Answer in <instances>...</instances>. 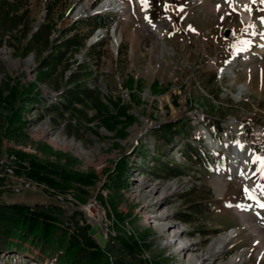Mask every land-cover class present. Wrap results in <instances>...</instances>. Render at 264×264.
Listing matches in <instances>:
<instances>
[{
	"label": "rangeland",
	"instance_id": "1",
	"mask_svg": "<svg viewBox=\"0 0 264 264\" xmlns=\"http://www.w3.org/2000/svg\"><path fill=\"white\" fill-rule=\"evenodd\" d=\"M44 1L17 6L24 36L22 25L1 36L0 161L10 156L14 173L38 188L0 191V202L12 197L51 207L59 229L79 239L84 231L105 253L102 261L114 264H264L262 248L243 221L247 208L264 243V209L245 192L264 188V171L256 164L264 158V44L251 40L264 35V0H250L254 28L234 0H224L223 9L214 6L217 0H123L130 10L109 11L117 17L116 44L114 34L113 41L112 32L103 31L94 39L102 43L99 58L85 56V41L40 69L58 31L102 0H63L48 17ZM45 25L51 42L24 48L30 32ZM82 64L86 76L79 83L92 91L90 98L47 111L61 102L70 73ZM26 95L39 100L26 104ZM167 121L184 128L172 142L155 134ZM207 135L217 143L212 149L221 153L224 170L183 162L180 149L198 137L205 148ZM234 146L239 153L233 162L228 150ZM153 157L184 163L186 174L154 177ZM247 157L256 162L242 166L248 179H238L239 161ZM122 164L126 185L117 191L111 181ZM215 179L225 186L216 190ZM182 213L196 217L194 222L182 221ZM93 223L103 246L87 235ZM49 254L45 258L29 246L26 254L1 255L0 264H53L54 251Z\"/></svg>",
	"mask_w": 264,
	"mask_h": 264
},
{
	"label": "trees",
	"instance_id": "2",
	"mask_svg": "<svg viewBox=\"0 0 264 264\" xmlns=\"http://www.w3.org/2000/svg\"><path fill=\"white\" fill-rule=\"evenodd\" d=\"M25 4L26 0H13L12 2L0 0V45L3 31H11L22 25L23 30L20 32L23 36L25 35L26 25L22 21L23 14L16 13L17 6L20 7ZM63 6V0H45L43 4L44 14L48 17ZM23 10L25 11L26 8ZM69 10L70 8H68ZM116 19V15L110 12H95L87 16L76 17L58 31L52 42L48 40L49 27L45 25L30 32L24 48L30 49L33 41L39 42L42 46H47L51 42L50 51L40 61L39 68L54 66L63 60L71 48L84 44L96 29L107 30ZM101 45V42L93 41L90 43L87 46L85 56L94 60L99 58L98 47ZM85 72L86 64L77 66L76 70L72 71L68 77L69 86L61 92V102L48 105L46 110L53 112L68 109L74 104H80L85 99H89L92 91L85 86H80L79 83V80L86 76ZM26 96V104L39 100L35 95ZM183 130L182 123L167 121L155 128V134L161 140L172 142L175 135L181 136L183 134ZM253 148L257 152L258 146H253ZM180 154L184 159L183 162L187 164L210 165L216 161L215 155L201 146L199 137L194 138L192 145L186 143V146L180 149ZM184 163L179 165L164 158L153 157L149 173L162 180L182 176L186 174L182 169ZM124 174L125 165L122 164L111 181L114 190L118 191L126 185L123 179ZM194 204L191 203L190 206L194 207ZM193 211L198 212L195 209ZM195 218L190 213H182L181 215V220L187 223L194 222ZM56 221L57 215L49 206L0 202V256L8 253L26 254L29 251V246H33L43 252L45 258L50 257V251H54L53 264H114L108 259L102 261L101 257L105 253L88 240L89 238L84 231L81 232L82 239H79L75 232L67 233L63 229H59ZM217 232V229H211L208 233L216 234ZM85 246L88 247L86 253L84 252V248H87ZM135 248V245L129 247L130 250H135Z\"/></svg>",
	"mask_w": 264,
	"mask_h": 264
},
{
	"label": "bare ground",
	"instance_id": "3",
	"mask_svg": "<svg viewBox=\"0 0 264 264\" xmlns=\"http://www.w3.org/2000/svg\"><path fill=\"white\" fill-rule=\"evenodd\" d=\"M103 2V0L99 3V5ZM223 3H224V0H217V2H214V6L216 8H220V9H223ZM98 5V6H99ZM234 5L237 7V9L240 11L241 15H242V18L244 20H246L247 22H249L250 26H254L256 27L257 24H255V22H253V13H252V9L251 7L249 6L250 5V0H234ZM97 6V7H98ZM100 9H110V10H120V11H127V10H130V7L129 5L126 4V2H124L123 0H105L99 7ZM132 8V7H131ZM77 11V10H76ZM155 24H151L150 27L155 28L154 26ZM253 27V28H254ZM252 28V29H253ZM158 33V32H157ZM114 34V31L112 32V36ZM117 35H119L117 33ZM93 36V35H92ZM115 36V34H114ZM114 36H113V41H114ZM115 44L118 42V39L119 37L118 36H115ZM252 38H255L257 41H260L262 42V44H264V35H252L251 36V40ZM114 45V43H113ZM226 152V151H225ZM229 154L234 158L232 159V161L234 162V160L238 157V148L237 146H234L231 150H228ZM227 153V152H226ZM236 157V158H235ZM257 159V158H256ZM245 160V158H243L242 160L240 161H243ZM255 161V159H253ZM231 161V160H230ZM257 161V162H256ZM256 164L258 165H261V160L258 161V159L256 160ZM232 162V164H233ZM257 165V166H258ZM235 169V167L232 169V171ZM229 170H230V165H229ZM237 173L241 174L243 173L242 175H245L243 169H242V165L239 164L238 168H237ZM236 175V174H235ZM246 176V175H245ZM214 185H215V189L216 190H219V189H222L225 184H223L222 180L221 179H215L214 181ZM245 210L244 211V215H243V221L246 223L247 227L254 233V236H255V240L256 242L261 246V250H260V254L264 255V243L263 241H261V231L258 229L257 226H255L253 224V222L251 221L252 219V216H250V212L247 208H244ZM92 210V209H91ZM248 213V214H247ZM220 235V234H219ZM228 237L229 236H226L223 241H226L228 240Z\"/></svg>",
	"mask_w": 264,
	"mask_h": 264
},
{
	"label": "built area",
	"instance_id": "4",
	"mask_svg": "<svg viewBox=\"0 0 264 264\" xmlns=\"http://www.w3.org/2000/svg\"><path fill=\"white\" fill-rule=\"evenodd\" d=\"M10 158L9 156L5 161H0V191L19 193L23 190L37 189V183L14 173L13 167L9 164Z\"/></svg>",
	"mask_w": 264,
	"mask_h": 264
},
{
	"label": "water",
	"instance_id": "5",
	"mask_svg": "<svg viewBox=\"0 0 264 264\" xmlns=\"http://www.w3.org/2000/svg\"><path fill=\"white\" fill-rule=\"evenodd\" d=\"M97 9H93V10H91L90 11V13H93V12H95ZM113 27H114V25H112L110 28H109V33L110 32H112V30H113ZM227 32H228V30L227 29H224L223 30V35L224 36H226L227 35ZM97 33H99V35L101 34H103V31H99V30H97L96 32H95V34H97ZM95 38V35H93L92 37H90L89 39H88V43L92 40V39H94ZM87 235H90V236H93V238L96 240V242L98 243V245H100V246H103L104 245V243H105V240H104V238L102 237V235L99 233V232H97V225L96 224H92L91 225V227L87 230Z\"/></svg>",
	"mask_w": 264,
	"mask_h": 264
},
{
	"label": "snow or ice",
	"instance_id": "6",
	"mask_svg": "<svg viewBox=\"0 0 264 264\" xmlns=\"http://www.w3.org/2000/svg\"><path fill=\"white\" fill-rule=\"evenodd\" d=\"M143 2H145V0H142V3H143ZM257 159L261 160V165H262L261 170L264 171V158H257ZM247 191H248V190L245 189V192H246V193H247ZM260 207H264V204H261Z\"/></svg>",
	"mask_w": 264,
	"mask_h": 264
},
{
	"label": "crops",
	"instance_id": "7",
	"mask_svg": "<svg viewBox=\"0 0 264 264\" xmlns=\"http://www.w3.org/2000/svg\"><path fill=\"white\" fill-rule=\"evenodd\" d=\"M7 200H9V201H6V202H18L17 199H14L12 197H9V199H7Z\"/></svg>",
	"mask_w": 264,
	"mask_h": 264
}]
</instances>
